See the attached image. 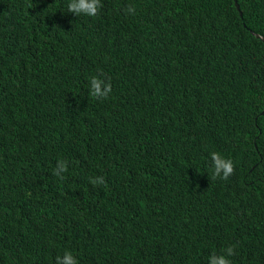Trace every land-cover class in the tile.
<instances>
[{
  "label": "trees",
  "instance_id": "trees-1",
  "mask_svg": "<svg viewBox=\"0 0 264 264\" xmlns=\"http://www.w3.org/2000/svg\"><path fill=\"white\" fill-rule=\"evenodd\" d=\"M236 2L101 0L88 17L0 0V264H209L229 246L264 264V0Z\"/></svg>",
  "mask_w": 264,
  "mask_h": 264
},
{
  "label": "clouds",
  "instance_id": "clouds-1",
  "mask_svg": "<svg viewBox=\"0 0 264 264\" xmlns=\"http://www.w3.org/2000/svg\"><path fill=\"white\" fill-rule=\"evenodd\" d=\"M101 0H68L67 11L75 16L95 17L99 14L102 8ZM128 14H134L135 9L129 6L125 10ZM112 92V85L110 81H106L100 76H92L89 82V94L97 100H105ZM212 161V179L227 180L234 173V165L231 159H227L217 152L211 153ZM68 171L67 161H58L53 174L60 179H64V173ZM93 185L104 184L103 177H96L90 180ZM234 248L227 247L223 254H212L209 257V264H232L229 259L233 256ZM56 264H79L76 257L70 252L66 251L62 256L56 257Z\"/></svg>",
  "mask_w": 264,
  "mask_h": 264
},
{
  "label": "water",
  "instance_id": "water-1",
  "mask_svg": "<svg viewBox=\"0 0 264 264\" xmlns=\"http://www.w3.org/2000/svg\"><path fill=\"white\" fill-rule=\"evenodd\" d=\"M233 3H234V6H235L236 8H238V7H237V2H236V0H233ZM237 12L240 13L239 9H237ZM249 31H250L251 33H253L254 35L260 37V38H263V37H264V36L258 34L257 32H255V31H253V30H251V29H249ZM262 107H264V104H263Z\"/></svg>",
  "mask_w": 264,
  "mask_h": 264
}]
</instances>
